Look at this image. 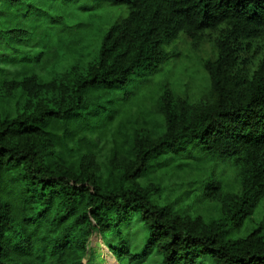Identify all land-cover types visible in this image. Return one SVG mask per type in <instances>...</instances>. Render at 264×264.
Masks as SVG:
<instances>
[{
  "label": "trees",
  "instance_id": "1",
  "mask_svg": "<svg viewBox=\"0 0 264 264\" xmlns=\"http://www.w3.org/2000/svg\"><path fill=\"white\" fill-rule=\"evenodd\" d=\"M78 1L0 0V89L15 101L0 113V264H94L97 230L128 264L154 251L160 264H264L258 229L227 237L264 197V49L243 64L264 40V0H88L91 17L128 10L99 31L64 22L58 10ZM208 30L209 100H175L166 45ZM133 107L157 137L139 134ZM107 143L121 165L103 174L83 157ZM205 157L233 163L237 188L210 175L165 200L159 182H142ZM136 218L148 232L140 251L123 233Z\"/></svg>",
  "mask_w": 264,
  "mask_h": 264
},
{
  "label": "rangeland",
  "instance_id": "2",
  "mask_svg": "<svg viewBox=\"0 0 264 264\" xmlns=\"http://www.w3.org/2000/svg\"><path fill=\"white\" fill-rule=\"evenodd\" d=\"M88 0H80L76 3L63 6L58 10L64 17L66 24L76 26L78 23L90 22L94 30H105L111 24L127 15L128 10L125 6H114L106 10H97L101 12L102 17L93 16L90 13L93 10H86L85 6L90 5ZM55 12H53L54 14ZM4 18V16H2ZM1 18V19H2ZM89 28L79 27V31H86ZM12 35L13 33H9ZM8 34V35H9ZM13 36V35H12ZM218 32L206 31L198 38H192L188 35L181 34L174 42L166 45L170 53V62L174 65V70L169 76L170 82H176L174 99L177 98L191 103H203L209 100V88L205 79V71L202 64L215 53V40ZM10 45L22 48V44L17 39L10 38ZM8 41L6 40V43ZM254 49L244 54L243 64L249 70H252L257 63L256 54L261 53L264 49V40L256 43ZM256 48V49H255ZM256 50V52H255ZM252 53L254 55L252 56ZM256 53V54H255ZM6 90L0 89V113L6 110L15 109V101L6 100ZM151 106V103L148 104ZM137 120V131L140 135H147L153 138L158 136L159 125L155 121L145 120L144 116L139 113L136 107L130 108ZM135 131L132 132V135ZM103 143H101L102 145ZM112 144L107 143L100 147L94 153L88 154L83 158L90 164L92 169L97 172L106 174L109 168L115 166L116 170L121 165L119 158L113 159ZM193 166L197 169L178 170L165 167L159 173H155L149 178L143 179V184L160 183V190L165 200L174 199L189 189L197 187V184H191L195 179H207L210 175L222 181L224 189H236L237 168L228 160L205 157L203 159L193 160ZM199 211L207 214V204H200ZM264 234V197L255 207L253 213L249 215L239 228L230 230L227 234L229 239H237L248 235L251 231L257 230ZM124 236L129 240L132 251H140L144 245L147 230L143 227L142 222L136 218L129 226L123 228ZM90 246L95 249L94 264H128L126 260H119L109 249L106 239L97 230L91 237ZM144 264H160L159 255L153 252L151 256L144 261ZM202 264H212L209 259L203 260Z\"/></svg>",
  "mask_w": 264,
  "mask_h": 264
}]
</instances>
